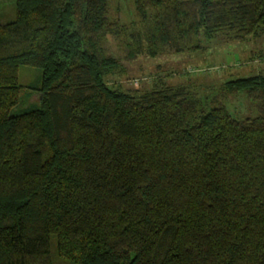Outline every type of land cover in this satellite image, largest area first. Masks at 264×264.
Masks as SVG:
<instances>
[{
	"label": "trees",
	"instance_id": "1",
	"mask_svg": "<svg viewBox=\"0 0 264 264\" xmlns=\"http://www.w3.org/2000/svg\"><path fill=\"white\" fill-rule=\"evenodd\" d=\"M132 2L133 32L107 0H14L0 23V264H264V74L225 80L205 108L160 76L123 89L102 45L131 60L220 30L247 41L264 0ZM21 65L39 70L36 105L10 113ZM238 92L254 116L220 102Z\"/></svg>",
	"mask_w": 264,
	"mask_h": 264
},
{
	"label": "rangeland",
	"instance_id": "2",
	"mask_svg": "<svg viewBox=\"0 0 264 264\" xmlns=\"http://www.w3.org/2000/svg\"><path fill=\"white\" fill-rule=\"evenodd\" d=\"M108 19L119 20L130 32L140 30L138 17L132 0H107ZM14 0H0V23L13 17ZM103 47L111 56L120 59L123 73L116 77V83L123 89L140 93L148 90L156 76L166 83L187 85L205 108L219 93L220 85L227 79L256 73L264 74V60L257 58L264 52V36L250 37L247 41H236L227 36L225 30L218 31L209 40H201L202 49L176 53L165 50L160 55L148 57L141 53L131 60H125L119 39L106 36ZM39 70L21 65L17 70V80L22 86L18 103L10 113L25 111L36 105V89ZM110 76L106 81L114 80ZM228 113L235 118L252 117L256 114V102L249 100L242 92L220 100Z\"/></svg>",
	"mask_w": 264,
	"mask_h": 264
}]
</instances>
